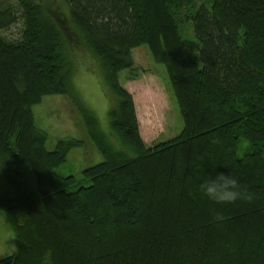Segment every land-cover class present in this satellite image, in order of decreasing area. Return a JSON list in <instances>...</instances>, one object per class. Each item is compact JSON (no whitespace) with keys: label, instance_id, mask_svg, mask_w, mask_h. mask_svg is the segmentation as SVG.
Returning a JSON list of instances; mask_svg holds the SVG:
<instances>
[{"label":"trees","instance_id":"16d2710c","mask_svg":"<svg viewBox=\"0 0 264 264\" xmlns=\"http://www.w3.org/2000/svg\"><path fill=\"white\" fill-rule=\"evenodd\" d=\"M64 2L58 13L47 0H0V29L16 11L22 27L17 41L0 35V209L15 237L0 264H264V0ZM143 44L182 117L178 134L151 145L118 81ZM73 45L99 64L118 146L75 97ZM55 94L80 107L102 156L80 177L56 168L83 141L49 150L34 121L33 105ZM210 163L231 170L248 199L203 198Z\"/></svg>","mask_w":264,"mask_h":264},{"label":"rangeland","instance_id":"374dc122","mask_svg":"<svg viewBox=\"0 0 264 264\" xmlns=\"http://www.w3.org/2000/svg\"><path fill=\"white\" fill-rule=\"evenodd\" d=\"M47 4L49 12H66L64 0H47ZM21 29L19 11H16V22L0 29V35L6 41L14 42L19 39ZM182 34H191L189 25L184 26ZM68 52L77 101L92 111L99 123V129L118 146L107 119L112 95L105 84L98 62L80 45L69 47ZM131 54L134 67L130 71L121 70L118 81L132 96L142 140L146 145H151L178 134L182 128V117L170 90L164 65L151 59L144 44L134 47ZM32 113L37 126L47 133V149H53L60 138L83 141V145L72 148L67 153L66 160L56 168L59 174L80 177L82 169L102 160L101 154L85 131L80 107L68 96L46 95L41 102L33 105ZM14 238L13 228L0 209V258L14 252Z\"/></svg>","mask_w":264,"mask_h":264},{"label":"clouds","instance_id":"9594fccd","mask_svg":"<svg viewBox=\"0 0 264 264\" xmlns=\"http://www.w3.org/2000/svg\"><path fill=\"white\" fill-rule=\"evenodd\" d=\"M217 164H209L198 178L197 191L206 200L216 204H232L248 199L243 187L231 170L227 173L216 170Z\"/></svg>","mask_w":264,"mask_h":264}]
</instances>
